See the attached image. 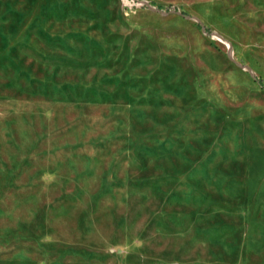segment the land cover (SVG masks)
Returning a JSON list of instances; mask_svg holds the SVG:
<instances>
[{
    "label": "rangeland",
    "instance_id": "374dc122",
    "mask_svg": "<svg viewBox=\"0 0 264 264\" xmlns=\"http://www.w3.org/2000/svg\"><path fill=\"white\" fill-rule=\"evenodd\" d=\"M0 264H264V0H0Z\"/></svg>",
    "mask_w": 264,
    "mask_h": 264
},
{
    "label": "trees",
    "instance_id": "16d2710c",
    "mask_svg": "<svg viewBox=\"0 0 264 264\" xmlns=\"http://www.w3.org/2000/svg\"><path fill=\"white\" fill-rule=\"evenodd\" d=\"M198 25L201 26V27H204L203 24H202V22H199ZM206 30H207L208 32H210V29H209V28H206ZM260 82L262 83V81H260Z\"/></svg>",
    "mask_w": 264,
    "mask_h": 264
}]
</instances>
